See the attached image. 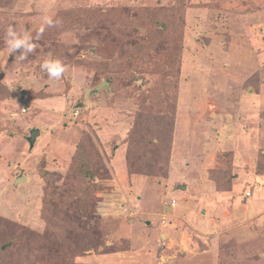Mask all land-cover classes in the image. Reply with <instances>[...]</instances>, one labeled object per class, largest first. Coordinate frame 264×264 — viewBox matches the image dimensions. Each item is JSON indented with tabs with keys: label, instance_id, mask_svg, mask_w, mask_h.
Segmentation results:
<instances>
[{
	"label": "rangeland",
	"instance_id": "rangeland-1",
	"mask_svg": "<svg viewBox=\"0 0 264 264\" xmlns=\"http://www.w3.org/2000/svg\"><path fill=\"white\" fill-rule=\"evenodd\" d=\"M6 245L8 264H264V0H0Z\"/></svg>",
	"mask_w": 264,
	"mask_h": 264
},
{
	"label": "clouds",
	"instance_id": "clouds-1",
	"mask_svg": "<svg viewBox=\"0 0 264 264\" xmlns=\"http://www.w3.org/2000/svg\"><path fill=\"white\" fill-rule=\"evenodd\" d=\"M57 23H59V21H57ZM52 24L53 19L50 16H44L38 35L42 34L45 28ZM6 37H9V39H6V44L10 53L14 54L17 49H20L19 57L21 59H26L28 53H32L36 49L35 43L31 42V37L26 32H24L23 35H20L12 26L8 27ZM41 68L47 72L50 78L55 77L56 79H59L65 70L59 60H45L42 63Z\"/></svg>",
	"mask_w": 264,
	"mask_h": 264
},
{
	"label": "water",
	"instance_id": "water-1",
	"mask_svg": "<svg viewBox=\"0 0 264 264\" xmlns=\"http://www.w3.org/2000/svg\"><path fill=\"white\" fill-rule=\"evenodd\" d=\"M103 86H107L108 87V82L107 81H103L102 83H100L99 85H97L93 91L97 92L101 87ZM39 134V129L35 128V129H32L30 131V136L28 137V142L30 144V146H33L34 142H35V139H36V135ZM21 181L22 179L19 178L17 179V181Z\"/></svg>",
	"mask_w": 264,
	"mask_h": 264
},
{
	"label": "trees",
	"instance_id": "trees-1",
	"mask_svg": "<svg viewBox=\"0 0 264 264\" xmlns=\"http://www.w3.org/2000/svg\"><path fill=\"white\" fill-rule=\"evenodd\" d=\"M107 82L109 84H111V80L109 78H107ZM9 247L8 245L4 246V247H1L0 246V264H8L9 262L5 261V259L3 257H1V255H4L7 253Z\"/></svg>",
	"mask_w": 264,
	"mask_h": 264
},
{
	"label": "built area",
	"instance_id": "built-area-1",
	"mask_svg": "<svg viewBox=\"0 0 264 264\" xmlns=\"http://www.w3.org/2000/svg\"><path fill=\"white\" fill-rule=\"evenodd\" d=\"M77 113H78V109L75 110V114H77Z\"/></svg>",
	"mask_w": 264,
	"mask_h": 264
}]
</instances>
